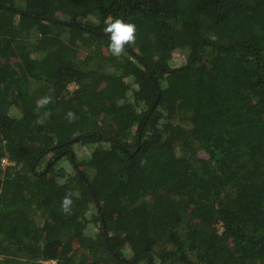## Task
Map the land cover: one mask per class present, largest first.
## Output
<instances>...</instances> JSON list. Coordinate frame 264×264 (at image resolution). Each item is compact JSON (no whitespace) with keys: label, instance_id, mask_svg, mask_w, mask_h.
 <instances>
[{"label":"trees","instance_id":"1","mask_svg":"<svg viewBox=\"0 0 264 264\" xmlns=\"http://www.w3.org/2000/svg\"><path fill=\"white\" fill-rule=\"evenodd\" d=\"M0 264H264V0H0Z\"/></svg>","mask_w":264,"mask_h":264},{"label":"clouds","instance_id":"2","mask_svg":"<svg viewBox=\"0 0 264 264\" xmlns=\"http://www.w3.org/2000/svg\"><path fill=\"white\" fill-rule=\"evenodd\" d=\"M104 32L108 35L109 51L117 58L124 54L126 45L134 44L136 41V25L134 23L127 22L122 18L109 17L106 21ZM51 99V96L44 97L43 102L38 104V107H44V105L51 102ZM67 118L69 119V122H71L76 119V116L72 111H69L67 113ZM71 195L72 193L70 192L66 193L62 199L61 208L65 213H70L71 211V205L73 203ZM47 262L51 261L47 260Z\"/></svg>","mask_w":264,"mask_h":264},{"label":"rangeland","instance_id":"3","mask_svg":"<svg viewBox=\"0 0 264 264\" xmlns=\"http://www.w3.org/2000/svg\"><path fill=\"white\" fill-rule=\"evenodd\" d=\"M104 50L107 51L106 47L104 48ZM83 56L85 54V51L82 50L80 52ZM186 59V52L184 50H176L174 52V56L171 60V64L173 66H176V65H179V64H182ZM130 79H132V76L130 77ZM13 113H17V108H13L12 109ZM177 120V119H176ZM96 146V145H95ZM95 146H90V145H80V144H76L75 145V150L77 151L78 154H89L93 148ZM202 154H206L205 152L201 151ZM50 159V155L49 157L46 158V160H49ZM45 160V161H46ZM6 163V162H5ZM9 163H11V161H9ZM45 162H43L41 165H40V168L43 167ZM76 166V165H75ZM74 165H72L70 159L67 157V156H64L62 157L58 162H57V167H63L65 169V175L64 176H57L58 179L60 180H67L68 178L72 177V176H75L76 173L78 172L77 169L75 168ZM46 178L48 179H53L54 178V175L52 174H49V175H46ZM137 221V219H136ZM218 225L220 226V229H222V226L220 223H218ZM98 224H95V223H90L88 228H87V231L89 233H92L93 235H95L98 231ZM75 246H78L77 243L74 244ZM52 262H56L55 260H50Z\"/></svg>","mask_w":264,"mask_h":264},{"label":"built area","instance_id":"4","mask_svg":"<svg viewBox=\"0 0 264 264\" xmlns=\"http://www.w3.org/2000/svg\"><path fill=\"white\" fill-rule=\"evenodd\" d=\"M2 161H3L4 164L9 163L8 157H6V156L2 158ZM5 162H6V163H5ZM51 262H52V261H51Z\"/></svg>","mask_w":264,"mask_h":264}]
</instances>
